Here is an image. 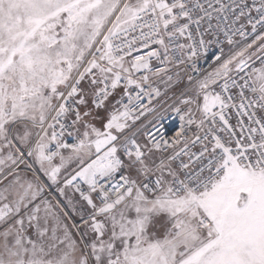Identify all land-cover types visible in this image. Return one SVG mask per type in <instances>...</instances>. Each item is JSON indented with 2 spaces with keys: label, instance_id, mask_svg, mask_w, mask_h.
I'll return each mask as SVG.
<instances>
[{
  "label": "snow or ice",
  "instance_id": "6c2138e0",
  "mask_svg": "<svg viewBox=\"0 0 264 264\" xmlns=\"http://www.w3.org/2000/svg\"><path fill=\"white\" fill-rule=\"evenodd\" d=\"M0 264H264V0H0Z\"/></svg>",
  "mask_w": 264,
  "mask_h": 264
},
{
  "label": "built area",
  "instance_id": "2783aa9c",
  "mask_svg": "<svg viewBox=\"0 0 264 264\" xmlns=\"http://www.w3.org/2000/svg\"><path fill=\"white\" fill-rule=\"evenodd\" d=\"M206 67V65H205ZM164 131L167 136H174L175 132L179 129V122L174 118H169L164 121Z\"/></svg>",
  "mask_w": 264,
  "mask_h": 264
}]
</instances>
